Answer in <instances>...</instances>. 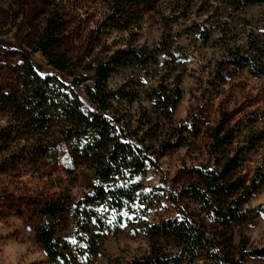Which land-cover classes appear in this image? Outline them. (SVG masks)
Listing matches in <instances>:
<instances>
[{"label":"trees","instance_id":"1","mask_svg":"<svg viewBox=\"0 0 264 264\" xmlns=\"http://www.w3.org/2000/svg\"><path fill=\"white\" fill-rule=\"evenodd\" d=\"M65 32L50 2L27 43L1 45L19 63L9 82L0 79V173L55 162L56 149L70 147L65 177L51 185L58 191L38 209L34 237L47 259L98 264L109 237L122 234L144 246L107 264L264 258V247L235 241V227L259 213L247 204L264 186V89L242 118L225 98L213 124L204 101L174 118L189 73L210 101L240 75L264 79V0H107L93 48L80 56L67 53ZM181 148L202 158L188 182L144 181ZM168 209L176 215H158Z\"/></svg>","mask_w":264,"mask_h":264},{"label":"rangeland","instance_id":"2","mask_svg":"<svg viewBox=\"0 0 264 264\" xmlns=\"http://www.w3.org/2000/svg\"><path fill=\"white\" fill-rule=\"evenodd\" d=\"M59 4L66 21L64 35L65 49L71 56L85 55L93 48L97 36V25L106 11L107 0H0V66L3 69L1 80H11V70L19 63L12 51L1 50L2 44L24 45L35 33L41 30L48 3ZM152 38L157 37L154 32ZM32 57L40 64L45 60L38 54ZM225 87L218 99L209 100L206 93L203 100L197 74L189 73L183 82V97L175 111L176 121L184 119L188 112L204 101V115L210 124L217 119L216 102L219 99L230 100V106L239 112L238 118L251 113L258 106V90L264 89V79L246 74ZM214 101V102H213ZM69 145L56 149L55 162L47 159L41 165L24 163L14 170L0 173V264H52L35 240L38 223V209L41 199L58 191L52 187L58 179L65 177L64 169L69 163ZM201 156L181 148L169 152L159 161V168H149L143 178L147 184H165L177 187L189 181L187 168L201 160ZM264 186L248 202L247 207L258 209L259 213L247 222L235 227V241L242 237L247 249L264 247ZM159 216H174L170 209ZM141 237L122 234L109 237L104 256L98 264H107L108 259L126 258L143 248ZM248 264H264V258L256 254L247 256Z\"/></svg>","mask_w":264,"mask_h":264}]
</instances>
